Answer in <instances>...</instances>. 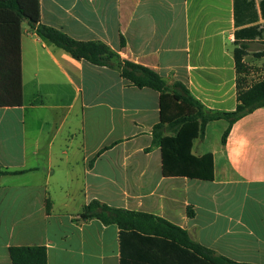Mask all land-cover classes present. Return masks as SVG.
<instances>
[{
    "label": "crops",
    "instance_id": "0c3cea01",
    "mask_svg": "<svg viewBox=\"0 0 264 264\" xmlns=\"http://www.w3.org/2000/svg\"><path fill=\"white\" fill-rule=\"evenodd\" d=\"M15 1L0 0V172H20L0 175V264L16 246L44 247L46 264H119L118 227L78 221L92 200L160 217L217 256L264 264V107L235 122L224 144L228 123L205 125L192 154L212 156V181L163 177L151 146L159 94L74 60L36 35ZM251 1L257 20L237 27L234 0L37 3L40 24L182 83L208 110L233 111L232 50L246 47V67L249 47H264L262 0ZM247 75L246 86L264 80Z\"/></svg>",
    "mask_w": 264,
    "mask_h": 264
},
{
    "label": "trees",
    "instance_id": "16d2710c",
    "mask_svg": "<svg viewBox=\"0 0 264 264\" xmlns=\"http://www.w3.org/2000/svg\"><path fill=\"white\" fill-rule=\"evenodd\" d=\"M15 3L18 13L27 20L31 28H34L37 36L62 49L74 60L116 68L120 76L132 86L148 88L159 94V118L152 128L151 146L160 149L163 177L212 181V156L192 154L193 143L203 138L205 125L213 120H225L229 126L221 138L224 144L235 122L264 107V80L245 85L248 71L242 62L246 48L243 44L232 51L236 71L235 109L208 110L182 83L167 84L154 70L121 60L101 42L75 41L60 31L40 24L37 0H16ZM239 8L245 16L241 21L237 18ZM260 11L264 13V0L260 3ZM234 12L236 27L239 23L246 25L257 20L254 3L251 0H234ZM250 12H253L252 16L248 14ZM253 28L248 27L246 31ZM235 35L237 36V32ZM253 36L249 35L248 38ZM122 44L120 39V46ZM257 56L264 57V51ZM17 104H20L19 100ZM2 174L14 175L20 172L3 171L0 172V175ZM49 208L50 203L46 199L47 213ZM186 213L188 216L192 215L189 210ZM89 219H98L104 225L115 224L118 227L119 264H242L215 255L210 249L192 241L184 229L151 214L111 208L92 200L83 207L78 216V221ZM8 254L10 264H46V251L41 246L10 247Z\"/></svg>",
    "mask_w": 264,
    "mask_h": 264
},
{
    "label": "rangeland",
    "instance_id": "374dc122",
    "mask_svg": "<svg viewBox=\"0 0 264 264\" xmlns=\"http://www.w3.org/2000/svg\"><path fill=\"white\" fill-rule=\"evenodd\" d=\"M263 51L264 47L261 46L249 47L247 57L245 58L246 68L248 69L247 80L264 79V58L257 56L258 53Z\"/></svg>",
    "mask_w": 264,
    "mask_h": 264
}]
</instances>
